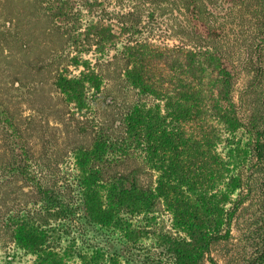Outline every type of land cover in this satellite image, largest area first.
Instances as JSON below:
<instances>
[{"label": "rangeland", "instance_id": "rangeland-1", "mask_svg": "<svg viewBox=\"0 0 264 264\" xmlns=\"http://www.w3.org/2000/svg\"><path fill=\"white\" fill-rule=\"evenodd\" d=\"M94 1L72 0L67 18L57 20L45 0H0V264H36L45 249L67 264H156V235H176L163 200L151 212L120 214L110 228L92 227L49 210L35 186L16 172L32 163L43 184L74 205L80 195L74 155L102 139L109 146L97 166L105 182L125 175L145 189L157 186L160 175L146 151L125 134L132 108L158 104L127 77L129 48L136 44L219 49L233 70L232 97L241 121L251 126L254 118L264 120V0H198L203 21L221 32L216 40L193 30L188 0H97L101 5L92 8ZM64 72H91L99 79L89 85L88 110L77 111L58 90ZM247 141L242 138L237 148L236 138L223 136L220 150L237 160L232 182L222 183L218 198L229 195L223 201L233 218L223 228L229 237L214 243L201 264H243L254 230L264 238L262 175L252 168ZM19 219L49 232L42 249L17 245Z\"/></svg>", "mask_w": 264, "mask_h": 264}, {"label": "trees", "instance_id": "trees-1", "mask_svg": "<svg viewBox=\"0 0 264 264\" xmlns=\"http://www.w3.org/2000/svg\"><path fill=\"white\" fill-rule=\"evenodd\" d=\"M197 1L188 0L193 30L210 40L220 38L221 32L201 18ZM71 2L45 0L44 8L52 17L63 20ZM99 5L95 0L91 7ZM7 25L5 29L11 33L12 22ZM105 34L101 30V35ZM128 54L132 67L127 77L132 86L154 97L158 104L143 102L132 108L125 119V134L146 151L148 161L160 175L157 186L145 189L136 178L125 175L105 182L97 166L109 146L102 139L74 155L80 187L74 205L65 203L59 193L44 185L32 163L16 172L35 186L49 210L65 218L78 217L92 227L110 228L120 214L151 212L163 200L173 216L176 235H156V264H201L214 243L229 237L230 231L223 234V228L225 224L231 226L233 218L226 214L223 201L229 195L218 198L222 183L232 182L229 174L237 160V156L227 157L220 150L223 136L236 138L237 148L242 138L248 139L252 168L262 175L264 188V120L254 118L251 126L241 121L232 97L233 70L219 49L144 43L129 48ZM93 75L64 72L56 83L65 101L79 112L89 109V85L98 79ZM100 85H93L96 91ZM223 188L228 190V186ZM19 221L15 229L17 245L31 251L42 249L49 232L35 222ZM257 232L254 230L250 237L252 244L243 264H264V238ZM127 234L132 236L130 230ZM36 264L67 263L56 251L45 249Z\"/></svg>", "mask_w": 264, "mask_h": 264}]
</instances>
